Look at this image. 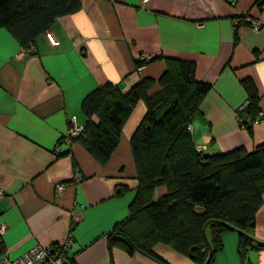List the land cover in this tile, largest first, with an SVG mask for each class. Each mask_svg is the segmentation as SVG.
Instances as JSON below:
<instances>
[{
	"label": "crops",
	"instance_id": "obj_1",
	"mask_svg": "<svg viewBox=\"0 0 264 264\" xmlns=\"http://www.w3.org/2000/svg\"><path fill=\"white\" fill-rule=\"evenodd\" d=\"M143 1L84 0L79 11L51 27L59 43L43 34L34 55L22 54L19 42L0 28V218L11 259L37 244H61L71 234L69 254L77 264H159L119 246L111 254L108 245L138 192L133 113L105 164L80 143L61 141L71 118L85 123L81 103L97 86L112 82L126 93L151 78L149 95L161 89L166 63L159 59L136 71V61L145 56L194 62L197 80L211 85L190 124L197 148L253 152L264 144V0ZM248 19L259 20L260 28ZM247 79L257 89L262 113L252 128L242 114L249 103ZM60 151L70 153L59 157ZM57 182L65 187L59 195ZM167 192L161 185L154 198ZM234 231L222 234L215 264H242ZM252 234L264 242V195ZM153 251L169 264H196L168 244L157 243ZM246 258V264H264V247L249 249Z\"/></svg>",
	"mask_w": 264,
	"mask_h": 264
},
{
	"label": "trees",
	"instance_id": "obj_2",
	"mask_svg": "<svg viewBox=\"0 0 264 264\" xmlns=\"http://www.w3.org/2000/svg\"><path fill=\"white\" fill-rule=\"evenodd\" d=\"M83 1L0 0V28L19 42L21 51L29 47L24 55H34L38 38L45 34L49 39L55 22L79 11ZM159 59H164L166 71L159 79L161 89L154 95L149 91L155 81L143 78L126 93L112 82L99 85L81 103L84 129L72 143H80L101 164L115 151L137 103L147 105V114L131 138L138 192L130 216L108 235L110 253L119 246L129 254L137 250L159 264H169L153 251L155 244L164 243L196 264H205L212 249L208 264H215V256L223 248L222 234L231 229L228 224L249 235L239 233L238 253L246 264L249 249L264 247L252 234L263 205L264 144L253 152L237 148L207 155L198 150L188 125L211 85L198 81L196 64L185 60L139 59L135 70ZM243 86L249 95L242 112L248 118L243 122L252 128L260 98L251 80H243ZM69 153L60 151L58 156ZM161 185L168 192L155 199V190Z\"/></svg>",
	"mask_w": 264,
	"mask_h": 264
},
{
	"label": "built area",
	"instance_id": "obj_3",
	"mask_svg": "<svg viewBox=\"0 0 264 264\" xmlns=\"http://www.w3.org/2000/svg\"><path fill=\"white\" fill-rule=\"evenodd\" d=\"M146 1L147 0H144L143 3H146ZM248 20L252 27L255 29L260 28L261 22L259 20ZM48 37L53 45H57L59 43L57 39L53 38V34H49ZM28 48L23 49L22 54H26L28 52ZM142 59L149 60L150 58H146L145 56ZM261 117L262 113L261 111H258L257 117L254 120V124H258ZM83 129L84 124H78L76 118H71L70 127L64 141H66L68 144H72L74 139L82 135ZM188 129L190 132H192V126L190 124L188 125ZM198 150L204 151V148L199 147ZM64 188L63 182H57L55 185V193L57 195L61 194ZM2 195L3 192L0 190V197ZM6 230L7 225L3 223L0 218V264H77L75 258L69 255L70 248L73 245V236L71 234L65 242L59 244L56 247L51 248L37 244L15 259H11L8 255V252L3 249L1 242Z\"/></svg>",
	"mask_w": 264,
	"mask_h": 264
},
{
	"label": "rangeland",
	"instance_id": "obj_4",
	"mask_svg": "<svg viewBox=\"0 0 264 264\" xmlns=\"http://www.w3.org/2000/svg\"><path fill=\"white\" fill-rule=\"evenodd\" d=\"M139 102L137 103V105L133 109V112H132L133 115H132V113H131L132 116L130 115L131 117H133L132 126L129 128L130 132L132 133V136L135 133V131L137 130V128L140 126L141 122L143 121V119L145 118V116L147 114L146 103L144 101H139ZM131 117H130V119H131ZM234 232H236L239 235V232H237V231H234Z\"/></svg>",
	"mask_w": 264,
	"mask_h": 264
},
{
	"label": "water",
	"instance_id": "obj_5",
	"mask_svg": "<svg viewBox=\"0 0 264 264\" xmlns=\"http://www.w3.org/2000/svg\"><path fill=\"white\" fill-rule=\"evenodd\" d=\"M217 153V151H215V150H210V151H208L207 152V155H212V154H216ZM229 228H231L232 230H235V231H237V232H239V233H242V234H244L245 236H248L249 237V235L247 234V233H245V232H243V231H241V230H239V229H237V228H235V227H233V226H230V225H228V224H226ZM206 227H207V225L205 226V231H206ZM211 248V247H210ZM211 257H212V249H210V255H209V257H208V260H207V262L205 263V264H208L209 262H210V259H211Z\"/></svg>",
	"mask_w": 264,
	"mask_h": 264
}]
</instances>
